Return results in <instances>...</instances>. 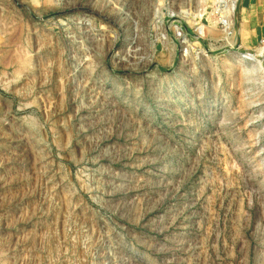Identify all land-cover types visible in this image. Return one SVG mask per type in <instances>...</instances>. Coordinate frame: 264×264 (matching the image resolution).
Returning a JSON list of instances; mask_svg holds the SVG:
<instances>
[{
  "label": "rangeland",
  "instance_id": "rangeland-1",
  "mask_svg": "<svg viewBox=\"0 0 264 264\" xmlns=\"http://www.w3.org/2000/svg\"><path fill=\"white\" fill-rule=\"evenodd\" d=\"M256 3L0 0V264H264Z\"/></svg>",
  "mask_w": 264,
  "mask_h": 264
},
{
  "label": "crops",
  "instance_id": "crops-1",
  "mask_svg": "<svg viewBox=\"0 0 264 264\" xmlns=\"http://www.w3.org/2000/svg\"><path fill=\"white\" fill-rule=\"evenodd\" d=\"M247 1L249 3L248 5H250L249 7H247L248 12L250 13V11H252V13L255 12V14H256V11L255 10L258 7L257 6V3H256V0H247ZM263 3H264V0H263ZM250 7H252L253 9L252 10L251 9L249 10ZM252 19L254 20V17H251V20ZM249 21H250V19H249ZM246 22H248V21H246ZM249 25H248V27H249ZM251 25L249 27V31L245 32V34L243 35V37H247V39H244V40L246 42L250 41V43L251 42H254L256 39L258 40V37H259L258 27H254L253 28Z\"/></svg>",
  "mask_w": 264,
  "mask_h": 264
},
{
  "label": "bare ground",
  "instance_id": "bare-ground-1",
  "mask_svg": "<svg viewBox=\"0 0 264 264\" xmlns=\"http://www.w3.org/2000/svg\"><path fill=\"white\" fill-rule=\"evenodd\" d=\"M235 1L233 2V4H232V6H231V8L230 9H233V7H235ZM231 5V4H230ZM249 53V52H248ZM248 53H246V54H241V56H243V55H246V57L247 56H249V58H256V55H254V54H248ZM259 62V61H258ZM260 63H261V61H260Z\"/></svg>",
  "mask_w": 264,
  "mask_h": 264
}]
</instances>
